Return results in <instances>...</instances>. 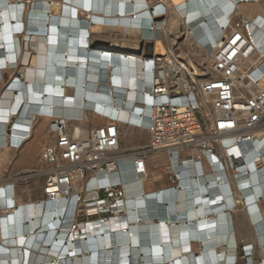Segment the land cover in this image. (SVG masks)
<instances>
[{
    "label": "bare ground",
    "instance_id": "obj_1",
    "mask_svg": "<svg viewBox=\"0 0 264 264\" xmlns=\"http://www.w3.org/2000/svg\"><path fill=\"white\" fill-rule=\"evenodd\" d=\"M169 4L172 13L166 30L178 38L176 30L181 28L183 16L199 33L208 31L219 15L234 8L252 18L251 12H263L258 20L264 18V0H0V138L7 137L10 117L21 112L16 125L21 130L22 124L33 122L32 109L41 104L46 112L64 120L100 104L111 112L117 108L123 120L140 108L149 113V96L139 93L140 78L148 80L140 66L121 61L112 67L103 51L91 52V47L112 43L143 49L140 33L148 31L141 27L146 28L153 19L152 6L154 12H163ZM93 33L99 35L100 42L90 40ZM155 47L157 53L165 54L162 40H156ZM189 51L181 48V56L188 57ZM4 72L11 81L18 74L22 79L6 89L11 81L2 80ZM26 113L27 119H23ZM41 122L43 127L49 121ZM71 122L79 131V124ZM252 148L255 150L245 157L247 173L238 175H248L241 180L244 193L228 173L216 178L207 171L205 178H195L198 172L187 167L182 168L176 190L169 194L147 192V171L138 181L123 185L127 198L123 217L80 225L76 230L69 227L70 219L62 225L66 209L59 201L40 200L43 183L37 179L39 175L28 183L24 194L18 196L15 191V207L9 212L1 211L4 205L8 208L3 197L12 190L4 186L0 188V264H238L242 240L234 229V214H247L246 209L252 215L264 214V139ZM17 153L10 148L0 150V177ZM160 155L151 156L150 162ZM226 177L232 178L236 192L227 188ZM203 183L210 187L204 189ZM35 185L39 193L32 197ZM251 223L257 226V233L252 230L258 248L243 247L241 253L247 252L248 257L240 256V264H264V218Z\"/></svg>",
    "mask_w": 264,
    "mask_h": 264
},
{
    "label": "built area",
    "instance_id": "obj_2",
    "mask_svg": "<svg viewBox=\"0 0 264 264\" xmlns=\"http://www.w3.org/2000/svg\"><path fill=\"white\" fill-rule=\"evenodd\" d=\"M171 8L169 4L163 12H154L152 6L153 19L148 20L149 26L141 27L148 31L140 33L143 49L112 43L91 47L94 48L91 52L103 51L112 67L121 61L140 66L149 80H139L142 87L139 93L149 96V113L140 108V112L123 120L117 108L111 112L100 104L64 120L46 112L41 104L32 109L33 122L29 126L22 124L21 130L16 126L20 124L17 120L21 112L10 117L7 137L0 138L5 142L2 145L0 140V150L22 151L43 119L49 121L48 139L41 150L38 169H32V173L13 171L14 164L3 169L0 188L11 186L12 190H7L3 197L9 206L4 205L2 212L13 210L15 191L21 195L39 175L37 179L43 183L40 200L59 201L66 209L62 225L69 219L73 230L93 222L108 223L126 212L123 185L143 178L149 171L150 157L158 154L168 158L164 169L169 179L168 188L159 194H169L179 187L183 167L194 173L196 170L195 178H205L207 171L216 178L228 173L234 177L230 179L236 181L239 192L244 193L240 190L245 184L241 180L248 175H238L247 173L245 157L255 150L252 145L264 139V18L258 20L259 16L252 18L234 8L219 15L215 26L208 23V31L201 28L203 32L199 33L183 16L182 26L176 30L180 33L178 38L166 30ZM158 39L164 43L165 54L156 52ZM148 46L150 53L146 52ZM183 47L192 54L181 56ZM3 78L5 83L11 81L9 75ZM17 79H22V74L6 89ZM22 118L27 119V113ZM96 119L103 120V124L96 125ZM71 121L79 124V131ZM125 128L145 131L149 142L123 150L121 139ZM230 179L226 177L223 182L236 192ZM202 187L210 186L203 183ZM244 257H248L247 252Z\"/></svg>",
    "mask_w": 264,
    "mask_h": 264
},
{
    "label": "rangeland",
    "instance_id": "obj_3",
    "mask_svg": "<svg viewBox=\"0 0 264 264\" xmlns=\"http://www.w3.org/2000/svg\"><path fill=\"white\" fill-rule=\"evenodd\" d=\"M255 11H258V10H255ZM262 13L263 12H251V14L254 17L258 16ZM21 43L23 45V38L22 37H21ZM146 52L147 53L151 52L150 46H148L146 48ZM7 78H8V74L4 75V79H7ZM41 123L42 122L40 121L38 123V125L36 126L35 134H34L32 140L30 141V143L27 146H25V148L22 151L17 153V159H15L13 162V164H14L13 171L28 170V169L34 170V169H38L40 167V153H41L43 146L47 142L46 133H45V131H42L43 128L41 127ZM95 124L96 125L103 124V120L96 119ZM129 131H130V129L126 128L124 133H123V136L121 139V147L122 148L129 149L132 147H139V146L145 145L149 142L150 137H149L148 133H141V135H140L138 132H129ZM130 136L132 137V139H129ZM151 162H152V164L160 165V170L163 169V166H164L163 162L164 161L160 160L158 157L154 158L153 161L151 160ZM36 188H37L36 185L34 187H32V193H31L32 197L38 196L39 192ZM22 194H24V193H22ZM235 224H236V228L238 230V233L240 235L239 238L240 239H244L245 237L247 238V236L249 234L248 225L246 224L244 217H243L241 212H239L238 214L235 215ZM242 247H243V243H240L239 244L238 264H240L242 261L240 259V256L243 255V253H241Z\"/></svg>",
    "mask_w": 264,
    "mask_h": 264
},
{
    "label": "crops",
    "instance_id": "obj_4",
    "mask_svg": "<svg viewBox=\"0 0 264 264\" xmlns=\"http://www.w3.org/2000/svg\"><path fill=\"white\" fill-rule=\"evenodd\" d=\"M98 36L99 35H97V36L96 35H91V37H90L91 39L90 40L95 42V43H98V42H100L99 40H97ZM19 44L21 45V47L23 46L21 41H20ZM97 45H99V44H97ZM93 46H95V45H93ZM41 127H42V123H41ZM42 128H43V131H45L46 137L48 139L47 124L45 126H43ZM158 158L160 160L164 161L165 163H164V166H163L162 170H160V168H154L155 166H154V164H152V162L149 163V175H150V178H149L148 182L145 185V191H147V192H158V191H161V190H164V189L168 188V186H169V179H168V176L165 173V169H164V167L168 165V158L164 154L160 155ZM205 168H206V165H205ZM24 201H27V199H25ZM261 207H262V209L264 211V204H262ZM246 210H247V214L245 212H243V211L241 213H242V215L244 217V220H245L246 224L248 225L249 234H248L247 238L246 237L244 239H240L239 238L240 235L238 233V230H237L236 224H235V215L236 214H234V216H233L234 229L237 232L236 234H237V237H238L239 241L242 240V242H240V243H243V247L244 246H247V247L252 246L256 250V248H258V246H257L256 243H253L254 242L253 241L254 240V233H253L252 227L254 228V231L256 232L257 226L256 225L251 226V224H252L251 221H257L258 222L259 220L262 219V217L264 218V214L261 215L260 213H256L255 215H252V214H250V211H251L250 209H249L250 211L248 209H246ZM258 214H260V215H258ZM243 247H242V249L244 250ZM238 251H239V246H238ZM238 256H239V252H238Z\"/></svg>",
    "mask_w": 264,
    "mask_h": 264
},
{
    "label": "water",
    "instance_id": "obj_5",
    "mask_svg": "<svg viewBox=\"0 0 264 264\" xmlns=\"http://www.w3.org/2000/svg\"><path fill=\"white\" fill-rule=\"evenodd\" d=\"M138 54L140 53V51L137 52Z\"/></svg>",
    "mask_w": 264,
    "mask_h": 264
},
{
    "label": "clouds",
    "instance_id": "obj_6",
    "mask_svg": "<svg viewBox=\"0 0 264 264\" xmlns=\"http://www.w3.org/2000/svg\"><path fill=\"white\" fill-rule=\"evenodd\" d=\"M88 48V47H87Z\"/></svg>",
    "mask_w": 264,
    "mask_h": 264
}]
</instances>
